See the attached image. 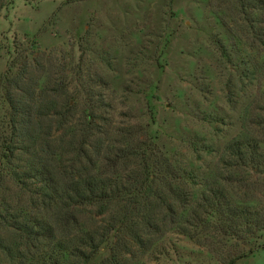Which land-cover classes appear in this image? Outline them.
Masks as SVG:
<instances>
[{
	"label": "trees",
	"instance_id": "16d2710c",
	"mask_svg": "<svg viewBox=\"0 0 264 264\" xmlns=\"http://www.w3.org/2000/svg\"><path fill=\"white\" fill-rule=\"evenodd\" d=\"M12 1L0 0V10ZM214 1L207 0L211 9ZM225 3L228 18L212 10L220 22L249 21L264 46V0ZM262 55L254 65L260 75ZM57 60L56 71L28 76L25 57L15 56L0 77V264L26 255L29 264H103L99 248L115 231L139 235L162 221L221 264L263 247L264 192L233 205L223 187L247 186L249 169L264 171V139L241 127L189 204L179 186L187 172L157 154L150 135L108 122L101 73Z\"/></svg>",
	"mask_w": 264,
	"mask_h": 264
},
{
	"label": "rangeland",
	"instance_id": "374dc122",
	"mask_svg": "<svg viewBox=\"0 0 264 264\" xmlns=\"http://www.w3.org/2000/svg\"><path fill=\"white\" fill-rule=\"evenodd\" d=\"M225 1L215 0L211 9L207 0H13L0 10V77L15 56L25 57L28 76L56 71L57 58L64 67L71 60L94 66L105 80L108 122L150 135L157 154L187 172L179 186L192 204L241 127L264 139V73L254 68L264 46L249 21L220 22L212 10L228 18ZM247 181L223 187L231 204L264 192V171L249 169ZM160 224L139 235L115 231L99 258L103 264H221L170 221ZM235 264H264V245Z\"/></svg>",
	"mask_w": 264,
	"mask_h": 264
}]
</instances>
